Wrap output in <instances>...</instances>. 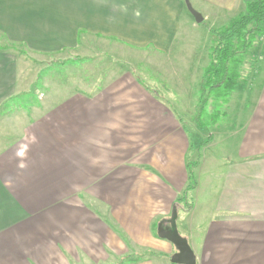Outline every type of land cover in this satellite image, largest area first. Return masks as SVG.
I'll return each mask as SVG.
<instances>
[{"label": "crops", "instance_id": "0c3cea01", "mask_svg": "<svg viewBox=\"0 0 264 264\" xmlns=\"http://www.w3.org/2000/svg\"><path fill=\"white\" fill-rule=\"evenodd\" d=\"M188 2L214 30L245 12L244 0ZM200 24L185 0H0L9 45L64 56L65 72H79L57 93L44 82L53 94L19 109L35 82L24 57L0 50V264H171L176 249L157 229L174 209L195 264H264V36L250 48L255 73L237 82L243 94L224 105L225 152L205 155L216 145L210 133L193 164V201L182 206L186 126L197 127L195 114L185 122L181 113H196L212 45L203 67L192 64L191 105L174 90L188 87L190 69L178 62L176 75L167 61L186 54ZM106 42L126 57H106Z\"/></svg>", "mask_w": 264, "mask_h": 264}, {"label": "rangeland", "instance_id": "374dc122", "mask_svg": "<svg viewBox=\"0 0 264 264\" xmlns=\"http://www.w3.org/2000/svg\"><path fill=\"white\" fill-rule=\"evenodd\" d=\"M196 28L197 29L195 30L189 31L190 34L187 38L188 39L187 46H189V48L180 47L182 49L179 50L180 53L178 52L179 54H183V52L186 54H183V56H176L177 54L170 55L167 61V62L172 61V63L175 64L176 75H178L177 73V63L178 62H179L178 65L180 66L183 65V68L190 69L191 71L190 74L193 75L190 77V74H189V78L187 80L188 87L186 88L185 87H175L174 89L176 92L175 95H177V97H179L182 100V102L185 100L187 101L185 105H191L192 101H190V99L193 100V98L195 97L194 95L197 93V91H193V85H195L196 77H194L195 74H194V71H192V68L193 67H197V68L203 67L205 64L204 62H205V57H206L205 48L209 47V45H212L211 47L214 46V44H212V42H214V38L209 33L211 26H209V24L207 23H202L200 25H197ZM263 30H264V26H263ZM263 36L264 35L256 37L255 42L253 43L252 47L257 46L258 45L257 43H260L259 41L260 39H262ZM0 46H9L8 42L1 36H0ZM14 50L17 52V55L19 57L25 58V63L21 61V64H20L21 67L25 66L26 68L25 69L26 73L24 74V76H28L31 79H34V82H35L34 86L31 85V90H29L30 92L28 95L30 99L28 100V102L19 103L18 104L19 109L28 110L29 105L39 104L40 96L42 97L43 95L45 96L47 94H53L52 92L48 93L49 88L44 86V82L48 81L49 83H55L56 88L52 87L51 91L55 89L54 92L57 93L58 90H61V91L64 90V87H62L63 83L67 82V84H70L72 82L74 84V82L77 83V81H79L78 71H74V70L71 71L69 69L68 73L65 72V68H64L65 60H63L64 56H49V57L44 56L43 57V56H35V55H30V54L22 55V52L25 50L21 49V47H15ZM101 52H104L105 54L109 53L108 55H106V57H108L109 59L110 57L113 59V56H114L115 61L116 60L121 61L124 59V57H126L124 54L120 52V50L119 51L118 49L116 50V47L109 42L108 43L106 42L104 44V48L101 49ZM248 53H247L248 55L245 54L243 56V62L241 63V66H240V76L241 78H246V80L250 79L249 75L251 74L253 75L256 71V66L253 64L252 61L251 62L249 61L251 59V57L249 56L250 54L253 53L251 49L249 50ZM138 56L141 58V60L143 59L142 62H144L145 61L144 58L147 57V55L142 54V53L141 55H138ZM30 59L32 62L30 61ZM162 61L166 62L164 60ZM166 63L164 64V66L167 67V70L170 71L171 66L169 65V63L167 64ZM141 64H144V63H141ZM192 64H195L196 66L192 67ZM180 66L178 68L181 70ZM85 72H87L88 74L91 73V75L95 74V71L94 70L91 71L90 69L88 71L86 70ZM242 87H243V83H238L237 85H235L233 92L231 94L232 97L234 96L233 98L239 97L243 94V92L241 91ZM186 94L188 95L186 96ZM232 106L230 110L234 111V107ZM218 111H219L218 115L220 116L219 118L215 120L214 123H212V120H210V118L212 119V117H214L215 108L213 107L212 97H209L206 91H204L201 97V101L196 110V113L194 110L192 112L185 111L184 113H181V116L183 117L185 122H188L190 117H192L195 114L194 123L197 129H193V127L188 123L186 126V130L189 132V139L191 142V149L189 150V153H188L190 164L188 166L193 174L192 178L195 183L197 182V177H196L197 175H196V171L193 168V164L196 161L198 149L208 144V141L207 143H203L204 140L210 135V133L215 132L213 143L215 142L216 145L206 149V153H205V155L208 156V158H211V157H219L223 155V153L225 152L223 151V149H225V147L227 146L226 141L230 137V135L227 134V132H229L228 131L229 128L232 126L229 120L230 119L229 113L228 115H225L227 111L225 109V106L223 105H220V108H218ZM200 155H203L202 150L200 151ZM188 186H189V180L181 196V198H183L184 196L183 200L181 199L183 201V204H182L183 207L185 205L188 206L193 201L192 192L187 191ZM179 215L180 216L182 215L181 211L179 212ZM177 224H176L177 231L178 232L179 230L182 231L181 229L178 230ZM179 228H181V225H179ZM172 254H170L171 257H172ZM170 256L168 258V261L171 258ZM119 264H124V263L121 261Z\"/></svg>", "mask_w": 264, "mask_h": 264}, {"label": "trees", "instance_id": "16d2710c", "mask_svg": "<svg viewBox=\"0 0 264 264\" xmlns=\"http://www.w3.org/2000/svg\"><path fill=\"white\" fill-rule=\"evenodd\" d=\"M244 2V13L233 18L226 27L209 31L214 38V46L210 49L209 65L203 74L202 89L212 97L215 108V115L210 118L212 123L219 118L218 108L227 104L230 94L241 78L240 66L243 56L252 47L256 37L264 35V0ZM0 36L6 40L3 34L0 33ZM15 46L16 44L11 43L9 46H0V50H14ZM192 175L189 169L187 191L194 190L196 185Z\"/></svg>", "mask_w": 264, "mask_h": 264}, {"label": "water", "instance_id": "95a60500", "mask_svg": "<svg viewBox=\"0 0 264 264\" xmlns=\"http://www.w3.org/2000/svg\"><path fill=\"white\" fill-rule=\"evenodd\" d=\"M185 5L188 12L194 18L197 24L202 23V16L197 13L188 2L185 0ZM177 213L176 210H172L171 217L169 219L168 228H162L161 225L158 226L157 236L160 239L170 242L176 249L177 253L173 254L170 258L171 264H195V258L188 246L185 239L181 238L177 228H176Z\"/></svg>", "mask_w": 264, "mask_h": 264}, {"label": "flooded vegetation", "instance_id": "af4514ba", "mask_svg": "<svg viewBox=\"0 0 264 264\" xmlns=\"http://www.w3.org/2000/svg\"><path fill=\"white\" fill-rule=\"evenodd\" d=\"M176 253H177V251H176Z\"/></svg>", "mask_w": 264, "mask_h": 264}]
</instances>
